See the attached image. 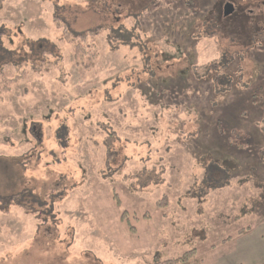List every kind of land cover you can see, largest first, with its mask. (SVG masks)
Returning <instances> with one entry per match:
<instances>
[{
	"label": "rangeland",
	"instance_id": "1",
	"mask_svg": "<svg viewBox=\"0 0 264 264\" xmlns=\"http://www.w3.org/2000/svg\"><path fill=\"white\" fill-rule=\"evenodd\" d=\"M185 2L0 0V264H264V0Z\"/></svg>",
	"mask_w": 264,
	"mask_h": 264
},
{
	"label": "trees",
	"instance_id": "2",
	"mask_svg": "<svg viewBox=\"0 0 264 264\" xmlns=\"http://www.w3.org/2000/svg\"><path fill=\"white\" fill-rule=\"evenodd\" d=\"M185 3L187 4V9L191 11V7L194 6L193 0H186ZM142 17H143V14H139V15L133 14L132 16H129V18L127 17L126 20H128L129 23H131V25H129L128 28L124 25H119L117 27H108V28L98 27L94 30H90L85 33H78V34L76 33L72 35L71 38H68V35H64L63 39L65 38L69 39L68 41L71 45L72 53L76 59L78 57L80 59H82L84 56L87 57V55L90 53L85 51L84 45L90 41L93 43H96L95 41H97L103 35H105L104 37L105 44L110 47L112 52H117L120 47L128 48V47L134 46L133 38H135L136 36V28H137V25L139 26V22L142 19ZM88 60L90 61L92 59L89 58ZM78 63H81V62H78ZM50 69H51V65L49 64L30 65V71L35 74L48 73ZM23 75L24 73H22V76L17 77L13 79L12 81H18L16 79H19V80L22 79ZM0 79L2 81V84H0V95H1L2 93H5L8 91V87H6V84L10 83L11 81L5 80L3 77H0ZM111 155L112 154L109 151H107V157H108L107 161L111 160ZM113 173L114 174L116 173L119 175L121 173V168L114 170ZM156 205L162 206L161 202L159 201L156 203ZM243 213L244 211L241 210V214ZM194 256H195L194 251H190V252L183 254L181 257L177 259L163 261L161 260L162 259L161 255H155L153 257L152 264H192V262H194V264H200L201 261L195 259Z\"/></svg>",
	"mask_w": 264,
	"mask_h": 264
},
{
	"label": "water",
	"instance_id": "3",
	"mask_svg": "<svg viewBox=\"0 0 264 264\" xmlns=\"http://www.w3.org/2000/svg\"><path fill=\"white\" fill-rule=\"evenodd\" d=\"M224 11H225V15L227 16L233 12V7L230 4H227L224 7Z\"/></svg>",
	"mask_w": 264,
	"mask_h": 264
}]
</instances>
